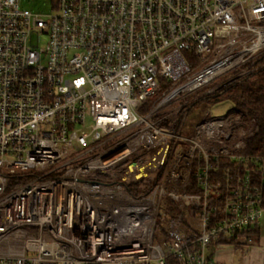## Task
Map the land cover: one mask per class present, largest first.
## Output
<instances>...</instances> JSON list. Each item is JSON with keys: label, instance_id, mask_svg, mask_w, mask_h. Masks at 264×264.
<instances>
[{"label": "built area", "instance_id": "built-area-1", "mask_svg": "<svg viewBox=\"0 0 264 264\" xmlns=\"http://www.w3.org/2000/svg\"><path fill=\"white\" fill-rule=\"evenodd\" d=\"M51 9L0 0V264H227L209 248L236 239L246 250L264 208V156L237 151L257 121L206 113L185 145L179 121L187 96L264 66V0ZM157 177L147 195L126 189Z\"/></svg>", "mask_w": 264, "mask_h": 264}, {"label": "trees", "instance_id": "trees-1", "mask_svg": "<svg viewBox=\"0 0 264 264\" xmlns=\"http://www.w3.org/2000/svg\"><path fill=\"white\" fill-rule=\"evenodd\" d=\"M264 61V59H262ZM150 99H147L144 105L139 109L144 113L148 110ZM222 101H230L232 103L231 110L240 109L246 112L250 117H253L258 124V130L253 136L244 140V145L237 153L247 156H264V66L248 76L220 89L214 94L197 99L188 111L196 109L198 106H210ZM202 106V107H203ZM230 110V111H231ZM96 176L106 178L100 173H94ZM93 177L92 175L89 176ZM159 177L151 183H146L144 178H139L135 182L126 185L127 191L135 197L147 195L149 190L152 189L158 182ZM166 208V207H165ZM180 209L177 203L174 202V207L166 208L170 214L175 215ZM257 233L256 226L249 228L244 236L254 237ZM233 242H240L234 239L231 242L221 240V244H232ZM247 243L243 239L241 241ZM170 264H178V261L168 258Z\"/></svg>", "mask_w": 264, "mask_h": 264}, {"label": "rangeland", "instance_id": "rangeland-1", "mask_svg": "<svg viewBox=\"0 0 264 264\" xmlns=\"http://www.w3.org/2000/svg\"><path fill=\"white\" fill-rule=\"evenodd\" d=\"M20 6L27 8L33 12H38L41 14H48L52 11L51 9V0H19ZM219 82H215L214 85H217ZM202 91H204V89H201L189 96H187L186 98H184L183 100H181V106H183L184 104H186V106L189 103H194V101L197 99V97L199 96V93H201ZM186 100V101H185ZM185 102V103H183ZM174 106H178V103L175 104ZM190 106V105H189ZM198 106L196 109L194 110H190L189 112L186 113V115H184L183 120L181 119L179 122L180 124H182V129H181V139L179 140V142L183 145L185 144H189V138L193 135L194 133V127L196 125V123L202 118L204 117L206 113H208V116H218V115H225L227 114L231 108H232V103L230 101H222L220 103L214 104V105H210V106ZM188 108V107H187ZM167 115H169V117H174L175 120H178V118H182L181 114L177 115L175 114V112L170 109L168 112H165ZM172 119V118H171ZM161 203L164 205V207L166 208H172L174 207V200L170 197V196H163L161 199ZM162 239L161 235H160V231L156 230L155 234H154V241L156 242H160ZM257 242V237H254L252 239V241L248 242L247 245L249 247V252L248 254L246 253V258L250 255V252L252 250V246H254ZM245 258V260H246ZM248 260V258H247ZM246 264H248V262H246Z\"/></svg>", "mask_w": 264, "mask_h": 264}, {"label": "crops", "instance_id": "crops-1", "mask_svg": "<svg viewBox=\"0 0 264 264\" xmlns=\"http://www.w3.org/2000/svg\"><path fill=\"white\" fill-rule=\"evenodd\" d=\"M256 228L257 233L254 237H257V242L252 246L250 255L247 257L248 260L245 257L246 253L248 254L250 250L247 244L245 245L246 250H240L233 244L213 245L209 248L212 251L210 257L227 264H246V262L248 264H264V208ZM254 237L251 238V241Z\"/></svg>", "mask_w": 264, "mask_h": 264}, {"label": "bare ground", "instance_id": "bare-ground-1", "mask_svg": "<svg viewBox=\"0 0 264 264\" xmlns=\"http://www.w3.org/2000/svg\"><path fill=\"white\" fill-rule=\"evenodd\" d=\"M142 173H145V171L143 170V168L141 169ZM164 188H165V183H164Z\"/></svg>", "mask_w": 264, "mask_h": 264}]
</instances>
